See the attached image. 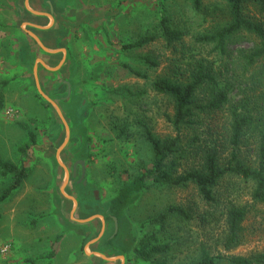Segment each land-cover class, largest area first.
Listing matches in <instances>:
<instances>
[{"label": "rangeland", "instance_id": "obj_1", "mask_svg": "<svg viewBox=\"0 0 264 264\" xmlns=\"http://www.w3.org/2000/svg\"><path fill=\"white\" fill-rule=\"evenodd\" d=\"M48 4L54 26L46 32L26 30L46 50H66L64 64L56 72L38 62L54 69L63 56L43 52L20 28L24 23L49 21L29 14L24 0H0V160L28 175L0 201V264H106L80 249L97 237L98 222L76 221L108 214L109 202L119 190L131 187L150 169L151 149L136 122L145 123L160 138L175 136L166 119L172 114V103L152 90V82L168 75L184 80L190 62L198 60L210 64L217 81L229 90V104L222 111L200 115L192 128L183 131L181 174L199 166L205 142L215 140L224 155L229 152L225 125L231 106L247 101L251 108L264 112V67L261 63L244 72L242 58L257 45L248 34L233 37L224 54L213 45L196 42L198 36L227 22V6L218 0H201L199 9L194 8V0H31L29 8L49 13ZM249 12L258 18L255 10ZM162 18L183 33L181 46L165 45L159 28ZM145 36L156 39L140 49L123 50L124 45ZM143 56L152 57L158 66L142 64ZM125 66L145 78L135 77ZM34 71L41 92L59 108L70 132L58 156L69 175L64 195L60 190L66 174L56 153L66 134L56 110L38 94ZM66 83L70 85L68 97ZM208 97V87L199 91L200 103ZM256 147L248 137L240 145L241 158L254 163ZM78 161L84 163L85 187L77 183L79 168L71 177ZM12 182V175L0 169V196ZM251 189V184L226 178L215 189L218 203L208 207L193 185L170 188L148 179L146 188L132 193L121 213L122 246L128 245L129 250L109 252L97 246L93 250L107 259L121 258L123 264H197L203 248L211 256L227 258L261 253L264 206L251 201ZM93 192L97 202L90 201L87 208L85 201L91 200ZM65 197L73 198L76 205ZM229 205L245 209L246 216L240 243L225 252L221 242ZM170 206L182 208L190 219L173 215L156 223L157 216ZM110 234L111 228L104 236ZM147 236L167 245L168 251L149 261L136 257L134 249Z\"/></svg>", "mask_w": 264, "mask_h": 264}, {"label": "trees", "instance_id": "obj_2", "mask_svg": "<svg viewBox=\"0 0 264 264\" xmlns=\"http://www.w3.org/2000/svg\"><path fill=\"white\" fill-rule=\"evenodd\" d=\"M224 2L228 9L227 22L215 31L198 36L196 42L201 45H213L212 48L224 54L228 42L242 33L253 36L257 45L249 50L242 58L244 72L254 68L258 64L264 67V0H218ZM201 0H194V8L199 9ZM255 10L258 18L251 15L249 10ZM161 37L169 48L181 46L183 33L172 28L167 19L162 18L159 22ZM154 36H145L123 46V50L132 51L140 49L155 41ZM139 61L149 68H156L158 62L150 56H143ZM130 73L137 78L144 79L145 76L125 66ZM264 73L262 69L261 74ZM259 76V75H255ZM208 87L209 97L204 104L198 100L199 91ZM152 90L161 96L167 97L172 103V114L166 117L172 127L175 136L160 138L154 135L145 123L136 122L142 130V135L148 143L151 154L150 169L145 170L134 182L133 185L121 188L118 194L109 202L108 211L110 215L121 223V213L130 201L132 193H138L146 188L147 180L152 179L156 185L170 188H185L193 185L202 201L208 207L218 203L216 197L217 186L226 178H236L245 183L251 184L250 198L254 204L264 206V112L259 108H251L247 101H239L231 106L227 115V149L224 152L215 140L205 142L201 147V162L199 166L192 167L184 173L179 174V160L183 153V131L192 128L200 115L212 114L222 111L229 104V90L227 86L217 81V76L210 64L195 60L190 62L187 75L184 80L176 76L158 77L152 82ZM2 97L0 98V104ZM248 137L253 138L257 143L256 160L254 163H247L241 158L240 145ZM198 137H196L197 139ZM0 169L4 175L11 174L12 184L3 191L0 201H3L28 176L22 168H17L11 163L0 160ZM90 201L96 204L93 196ZM90 207V206H89ZM177 215L189 220L187 212L180 207L170 206L166 208L157 218L156 223L162 224L169 216ZM246 211L243 208L233 205L227 206L224 211L225 237L221 242L225 252H229L238 246L241 239L242 223ZM122 231V230H121ZM121 231L118 233V242L125 243ZM167 245L156 244L152 236L140 240L138 247L134 249V255L143 261H149L153 255L168 251ZM127 245L121 252H127ZM264 264V251L253 254L250 257H223L221 255L211 256L207 250L202 249V255L197 264ZM161 264V263H157Z\"/></svg>", "mask_w": 264, "mask_h": 264}, {"label": "water", "instance_id": "obj_3", "mask_svg": "<svg viewBox=\"0 0 264 264\" xmlns=\"http://www.w3.org/2000/svg\"><path fill=\"white\" fill-rule=\"evenodd\" d=\"M27 1L28 0H26V2H25V6H27ZM34 15H36V16H39L40 14H37V13H33ZM36 29H38V30H47L48 28H36ZM27 34L37 43V45L39 46V48L42 50V51H44L45 53H47V54H51V55H55V54H59V53H61V54H63L64 55V58H63V60H62V62L59 64V66H57L56 68H54V69H49V68H47L41 61H39L38 62V64H40L45 70H47V71H49V72H56L57 70H59L60 68H61V66L64 64V59H65V50H60V51H57V52H49L48 50H46L43 46H42V44L40 43V41L34 36V35H32V34H30L29 32H27ZM36 69V68H35ZM34 83H35V87H36V90H37V92H38V94L40 95V97L43 99V100H45L46 102H48V104H50L55 110H56V112H57V115H58V117H59V119H60V121H61V123H62V125H63V127H64V130H65V134H66V137H65V142H64V144L60 147V149L57 151V153H56V160H57V163H58V165L60 166V168H62L63 170H64V172H65V174H66V182H65V184H63V186H62V188H61V190H60V193L62 194V195H64V189L66 188V186H67V183H68V178H69V175H68V172H67V170H66V168L64 167V165H62V164H60L59 162H58V156H59V154H60V152L63 150V148L66 146V144L68 143V140H69V137H70V132H69V128H68V126H67V124H66V122H65V120H64V118H63V116H62V114H61V112H60V110H59V108L52 102V101H50L42 92H41V90H40V86H39V84H38V80H37V76H36V73H35V71H34ZM66 86H67V97L69 96V94H70V85L68 84V83H66ZM80 166H82V169L84 168L83 166H84V164H83V162H79L78 163ZM73 176L75 175V170H76V164L73 166ZM66 199H68V200H70V201H72L75 205H76V202H75V200L73 199V198H69V197H65ZM96 219V217L95 218H93V219H89V220H85V221H76L77 223H79V224H85V223H89V222H92L93 220H95ZM95 243V242H94ZM93 244V243H92ZM99 258H101L102 260H104V261H110L109 259H107V258H105L104 256H102V255H100V254H96ZM120 260H122V259H120Z\"/></svg>", "mask_w": 264, "mask_h": 264}, {"label": "flooded vegetation", "instance_id": "obj_4", "mask_svg": "<svg viewBox=\"0 0 264 264\" xmlns=\"http://www.w3.org/2000/svg\"><path fill=\"white\" fill-rule=\"evenodd\" d=\"M79 162H82V161H78V162L75 163L76 164L75 172L77 173L78 168H79V172H80L79 173V178L77 179V183L81 184V185L83 183L82 186L85 187L86 186V182L84 181L85 169L84 168L82 169V166H80L78 164ZM73 170L74 169L72 167L71 177L74 179L75 176H73ZM92 196H93L94 200H96L97 197H96L95 192L92 193ZM85 202L87 204L85 206H87V208H89V206H90V205H88L89 202L87 200ZM95 217H96V221L98 222L99 227H100L99 234L102 233V235L101 236L99 235V236H97L95 238V239H97L99 237L98 241L94 244V246L96 245L98 248L101 247L102 250H105V251L109 250L111 252L113 251V249H118L119 251L123 250V246L122 245H113L114 242L118 241L117 240L118 233H119V231L122 230L121 223H119L117 221V219L114 218L110 214H106V215H102V216H95ZM109 228H111V234L108 237H105L104 234L106 233V230L109 229ZM81 242H83V241L81 240ZM101 242H102V245H100ZM84 247L85 246H83V244H81L80 249L82 251H84Z\"/></svg>", "mask_w": 264, "mask_h": 264}, {"label": "crops", "instance_id": "obj_5", "mask_svg": "<svg viewBox=\"0 0 264 264\" xmlns=\"http://www.w3.org/2000/svg\"><path fill=\"white\" fill-rule=\"evenodd\" d=\"M25 2H26V0H24V8H25V10L29 13V14H31L32 16H34V17H36V18H41V19H45V20H48L49 21V23L48 24H45V25H42V24H38V23H34L33 24V22H30V23H24V24H22L21 26H20V28H21V30L26 34V35H28L27 34V32H29L28 30H26V29H31V30H35L36 32H46V31H48V30H50L53 26H54V18L52 17V8L50 7V5L48 4V6L50 7V9H49V13H44V12H37V11H32V10H30V8H29V6H30V2H31V0H28L27 1V6H25ZM33 13H37V14H40L39 16H36V15H34ZM36 28H48L47 30H38V29H36ZM30 33V32H29ZM31 34V33H30ZM33 35V34H32ZM29 36V35H28ZM36 37V36H35ZM37 38V37H36ZM63 50V49H62ZM49 51V50H48ZM57 51H60V50H57ZM57 51H54V52H57ZM44 52V51H43ZM50 52V51H49ZM65 53H66V50H65ZM56 55V54H55ZM60 55H62L63 56V58H64V55L63 54H61L60 53ZM67 55V53L65 54V56ZM63 60V59H62ZM62 60H61V62H62ZM65 60V59H64ZM60 62V63H61ZM59 66V65H58ZM63 66V65H62ZM93 221H96V219L95 220H93ZM92 221V222H93ZM97 222V221H96ZM101 236L102 235V233H100V234H98L97 236ZM99 238V237H98ZM98 238L97 239H94V240H91L90 242H89V244L88 245H86L85 247H84V254L86 255V256H88V257H90V258H94V257H96V258H99L96 254H98L97 253V251H94L93 250V247H94V244L98 241ZM95 242V243H94ZM93 243V244H92ZM96 246V245H95ZM87 251H90V254H88L87 253ZM105 251V250H104ZM103 251V252H104ZM107 251H109V250H107ZM109 252H111V251H109ZM101 259V258H100ZM121 259V258H120ZM119 258L118 259H109L110 261H104V260H102V262L103 263H106V264H123L124 263V261H123V259L122 260H120Z\"/></svg>", "mask_w": 264, "mask_h": 264}]
</instances>
